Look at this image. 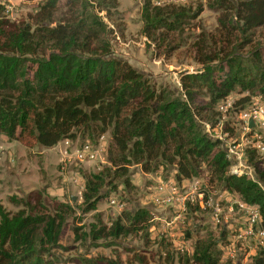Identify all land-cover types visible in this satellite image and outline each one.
<instances>
[{
  "label": "trees",
  "instance_id": "trees-1",
  "mask_svg": "<svg viewBox=\"0 0 264 264\" xmlns=\"http://www.w3.org/2000/svg\"><path fill=\"white\" fill-rule=\"evenodd\" d=\"M207 6L219 12L218 29L225 30L226 35L232 22L244 31L264 26V0H212ZM36 7L38 16L31 17V22L9 21L0 15L1 133L26 146L36 143L47 147L64 139L72 143L75 132H88L92 137L108 130L110 146L118 157L109 154L107 158L116 166L113 176L124 175V184L126 169L118 163L141 162L148 169L150 161L158 157L175 161L177 184L197 176L204 163L221 184V191L257 206L264 229L262 158L254 150H246L245 160L253 178L227 173L228 160L218 140L209 139L195 122L192 96L193 88L205 89L211 101L234 90L255 89L264 95V58L257 47L250 52L248 65H242L239 55L223 48L198 57L201 68L181 76L182 95H176L156 90L147 77L110 54L109 43L100 37L107 32L100 16H57L59 0H43ZM196 14L145 1L140 11L141 30L151 37L155 30L176 29ZM203 47L205 42L196 43V49ZM107 177V167L85 177L83 211L95 209L104 195L100 188ZM36 205L30 206L29 213L18 210L11 215L0 208V264H51L45 255L50 247L61 246L58 241L68 205L59 204L64 208L51 215L32 213ZM121 214L127 224L118 217L107 227L90 224L87 232L79 235H75L74 226V237L126 233L130 226L148 218L144 209ZM214 242L209 236L195 240L192 259L216 264L219 250ZM81 263L132 264L103 256L84 258ZM246 264H264L262 250Z\"/></svg>",
  "mask_w": 264,
  "mask_h": 264
},
{
  "label": "rangeland",
  "instance_id": "rangeland-1",
  "mask_svg": "<svg viewBox=\"0 0 264 264\" xmlns=\"http://www.w3.org/2000/svg\"><path fill=\"white\" fill-rule=\"evenodd\" d=\"M42 1L0 0V15L9 21L31 22V17L38 16L36 6ZM145 1L157 6L151 0H59L55 14L60 16L64 13L70 17L95 13L100 16L107 30L100 37L109 43L110 54L125 60L147 77L156 90L176 95H182L181 76L201 68L196 59L218 48L239 55L242 65H248L250 52L255 47L264 58V26L244 31L232 22V26H227L231 32L226 35L225 30L218 29L216 17L219 12L207 6L212 0H177L161 4L168 9L179 8L186 13L197 14L180 22L176 29L159 28L151 37L146 36L141 30L140 16ZM202 42H205V47L196 49V43L200 45ZM193 91L195 122L209 139L218 140L223 151L228 145L242 141V136L246 135L241 112L251 106L256 96L264 102V95L255 89L241 93L234 90L216 101H211L203 88H193ZM87 133L75 132L72 146L89 142L94 148V159L76 162L70 156L69 160L61 162L62 141L47 147L36 143L26 146L0 132V208L10 215L18 210L29 213L30 206L39 202L32 213L40 211L51 215L64 208L58 207L59 204L68 205L63 213L64 223L58 241L61 246L50 247L45 255L51 264H84L81 263L84 258L102 256L132 264H201L192 259L191 253L195 240L206 236L215 239V248L219 250L216 264H246L259 250L264 256V245L250 241L244 247V253L238 252L237 257L232 258L224 251L228 229L222 228L221 223L213 224L206 209L197 208L196 204L182 205L175 199L166 200L163 193L157 192L161 183L178 182L175 161L170 163L158 157L150 161L148 169L141 162L118 163L126 169L127 184H124V175L113 176L116 166L107 158L109 154L112 158L118 157L110 146L108 130L99 135L93 133L92 137ZM66 151L71 154V149ZM263 157L260 158L264 163ZM230 163L228 160V165ZM62 165L66 169L60 172ZM103 167L109 168V177L100 188L104 195L94 210L83 211L81 192L84 179ZM71 177H75V182ZM192 179H198L204 198L221 199L222 211L227 214L226 218L222 217V222L237 224L233 221L240 220L237 210H234L236 208L233 207L234 213H229L227 207L230 200L238 196L221 191V184L212 175L210 167L201 163L199 174L184 181ZM158 195H162V199L156 200ZM112 199L113 203L110 202ZM136 209L146 210L148 218L143 223L130 226L126 233H107L97 238L90 235L74 237V226L77 227L75 235H79L80 232L86 233L90 224L107 227L118 217L127 224L121 213H132Z\"/></svg>",
  "mask_w": 264,
  "mask_h": 264
},
{
  "label": "built area",
  "instance_id": "built-area-1",
  "mask_svg": "<svg viewBox=\"0 0 264 264\" xmlns=\"http://www.w3.org/2000/svg\"><path fill=\"white\" fill-rule=\"evenodd\" d=\"M151 1L155 5L160 6L161 4L177 0ZM253 100L254 102L251 103V106L240 114L243 130L246 132V135L242 136V141L237 142L235 145H228L224 151L225 158L231 162L228 165L227 173L246 175L250 178H253V174L252 168L245 160L246 150L251 149L260 157L264 156V102H260L258 96L254 97ZM248 119L252 120V127H248ZM62 144L63 157L61 162L69 160L70 156H72L76 162L94 159V148L91 147L87 141L78 147L72 146V143L67 139L62 140ZM66 149H71V154H69ZM60 169V172H63L66 166L62 165ZM71 180L75 182V177H71ZM201 187L198 179H192L190 181H184L181 184H176L175 182L173 184L161 183L157 186V192L163 193V198L166 200L175 199L177 202L180 201L182 205L185 203L189 205L196 204L199 208L206 209L213 224L221 223L222 228L228 229L226 233V242L224 243V251L230 254L232 258L237 257L238 252L241 254L244 253V247L250 241L264 245V229L260 224V216L256 205L246 204L239 198L230 200L227 209L229 213H234L233 207H235L236 209L234 210H237L236 213L238 212L240 220L234 219L233 221H237V224L228 225L226 220L222 222V217L226 218L227 214L222 211L220 204L221 199L212 196L204 198L205 193ZM223 193L227 192L223 191ZM161 197L162 195H158L156 200ZM110 202L113 203V199ZM224 223L225 226L223 225Z\"/></svg>",
  "mask_w": 264,
  "mask_h": 264
},
{
  "label": "water",
  "instance_id": "water-1",
  "mask_svg": "<svg viewBox=\"0 0 264 264\" xmlns=\"http://www.w3.org/2000/svg\"><path fill=\"white\" fill-rule=\"evenodd\" d=\"M247 125H248V127H252L253 123H252V120L251 119H248ZM72 199H73V197H72Z\"/></svg>",
  "mask_w": 264,
  "mask_h": 264
}]
</instances>
